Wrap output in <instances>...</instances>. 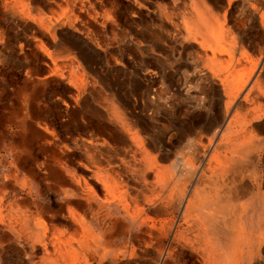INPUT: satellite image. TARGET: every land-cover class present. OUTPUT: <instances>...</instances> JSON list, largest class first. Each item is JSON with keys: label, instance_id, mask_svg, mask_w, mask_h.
<instances>
[{"label": "bare ground", "instance_id": "1", "mask_svg": "<svg viewBox=\"0 0 264 264\" xmlns=\"http://www.w3.org/2000/svg\"><path fill=\"white\" fill-rule=\"evenodd\" d=\"M112 1L104 13L16 18L38 24L16 50L34 45L26 79L48 100L35 149L16 129L5 137L0 253L14 247L28 264H142L151 252V264H264V0H125L126 16ZM2 8L0 19L11 14ZM130 18L139 34H117ZM107 33L144 64L134 84L105 59ZM54 115L66 134L45 122ZM256 201L261 223L248 229Z\"/></svg>", "mask_w": 264, "mask_h": 264}, {"label": "rangeland", "instance_id": "2", "mask_svg": "<svg viewBox=\"0 0 264 264\" xmlns=\"http://www.w3.org/2000/svg\"><path fill=\"white\" fill-rule=\"evenodd\" d=\"M112 2V0H101L96 3L95 10L93 11L92 7L89 5V0H74L69 5L64 4L62 6H56L54 4L55 2L51 0H22L20 2H7L4 0H0V13H6L5 9L2 12V6L7 4L9 7L8 11H11H7L8 13H11L8 17H1L0 19V31L5 29L7 30V33L5 35V46H0V75L1 77H5L10 82L9 89L12 90V93H16L15 98L17 100H13L16 111V113L14 114L15 119L13 121L19 122L21 117H26L24 116V114L28 116V118L25 119L26 129L24 131L26 132V134L24 136L20 135L17 128L15 130V138H13L16 142H18V144H20V146H23V148H29L30 146H33V149H35L34 146L42 141V125H40L38 122L42 120L40 119V111L44 110L45 108L43 107V101L45 100L47 102L48 99H46L47 96H45L44 92L41 91V86L34 87L32 82H28L25 77L29 68L35 64L34 59L31 57V50L34 48V45L31 44L28 47L29 50L24 49V52H26L25 56L22 53L17 52L16 45H18L21 41L23 42L24 38L31 34V31L36 30L38 24L34 23L33 21L24 22L22 21V19L17 20L16 18L19 17V13H47L48 17H54L49 13H104L108 8L111 7L110 3ZM116 2V13H120V15L126 16L127 13L133 12V9L130 5V2H132V0H130V2H126L125 0H116ZM142 14L144 16L143 20H145L146 17L148 19L150 18V14H148L147 12L143 11ZM5 19L9 20L7 22L9 23V25L4 22ZM139 22L141 23V20H139V18L136 20H132L130 18L128 22L120 23V26L117 27L116 32L118 34L121 32H125V30H128L130 28V30H128L130 33L134 32L136 34H139V32L141 31L140 26L137 27V25L140 24ZM107 34L109 37V45L107 53L105 55V59L110 61L113 58L120 59L125 65V69L123 70V72H121V75H124L125 78H128L131 83L134 84L136 80L135 69H142L144 67V64L141 63L140 58H138L133 49L123 43V39L121 40L120 37H114L110 35V33ZM49 89L50 88L48 87V89L46 90ZM51 91L52 90L50 89L46 95H48ZM58 94H61L60 90ZM19 98H21V100H24L25 107L20 104L21 100L19 101ZM89 98L91 99V96H89ZM10 99L8 100L7 98H3V100L1 101L0 116H2L3 113L5 114V116H7L9 115V112L12 111V108L8 103L9 101H11ZM47 120L48 121L45 122L49 125H53L58 133H60L61 135L66 134L64 130L61 131L62 123L55 119V115L48 118ZM161 122H159L158 124L160 128L166 132V140H170L168 142L173 143V140H175V133L173 129L168 128L167 122ZM0 124L5 131L9 129V125H7L5 121L2 122L1 119ZM178 159L179 155L176 154L172 158L171 163L177 164V162L179 161ZM175 175L178 176L176 173ZM261 175L262 178L259 179L257 183L261 185V191L264 193V167H262L261 169ZM256 193L257 191L255 190V194ZM173 194L174 192L172 191V195ZM47 201H49L50 205H54L56 198L53 195H49L47 196ZM254 208V210H249L247 213L248 215H246V217L244 218L248 229H257V224L261 223L262 218L259 217V215L261 214V212H263L262 206L258 201H256V206ZM174 223L177 224V226L181 224L180 216H175ZM189 246H191V244H189ZM0 256V264H28V258L14 247L6 246L0 253ZM148 258L149 260L143 261L142 264H151L152 262L154 263L155 260L159 259L155 252H151ZM194 261V259L190 260L188 258L187 264H192L194 263Z\"/></svg>", "mask_w": 264, "mask_h": 264}, {"label": "crops", "instance_id": "3", "mask_svg": "<svg viewBox=\"0 0 264 264\" xmlns=\"http://www.w3.org/2000/svg\"><path fill=\"white\" fill-rule=\"evenodd\" d=\"M25 77H27V76H25ZM9 83L10 82L5 77H3V76L1 77V75H0V85H2V86L5 85V89H6L4 92H2L1 88H0V104H1V101L3 100V98H7L8 100L11 98L10 99L11 101H9L8 103H9V106L12 108V111L9 112V115L5 116V114L3 113L2 116H0V119L2 120V122L5 121L7 123V125H9V129L5 131L2 128V125L0 124V155L4 154L2 152V148L6 145L5 140H7V138H5V137H7L10 130L17 129V127L19 126V122L13 121L15 119L14 114L16 113L13 100H17V99L15 98L16 93L15 92L12 93V90L9 89L10 88ZM18 100L20 101L21 98H19ZM24 104H25V102L23 100L22 106H24ZM45 106H47V102L44 100L43 101V107H45ZM12 121H13V123H12ZM8 140H10V139L8 138Z\"/></svg>", "mask_w": 264, "mask_h": 264}]
</instances>
